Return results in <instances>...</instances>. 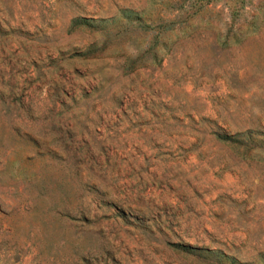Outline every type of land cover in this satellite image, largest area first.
I'll list each match as a JSON object with an SVG mask.
<instances>
[{
    "label": "rangeland",
    "instance_id": "1",
    "mask_svg": "<svg viewBox=\"0 0 264 264\" xmlns=\"http://www.w3.org/2000/svg\"><path fill=\"white\" fill-rule=\"evenodd\" d=\"M0 264H264V0H0Z\"/></svg>",
    "mask_w": 264,
    "mask_h": 264
}]
</instances>
